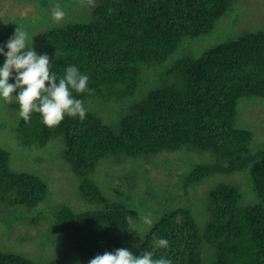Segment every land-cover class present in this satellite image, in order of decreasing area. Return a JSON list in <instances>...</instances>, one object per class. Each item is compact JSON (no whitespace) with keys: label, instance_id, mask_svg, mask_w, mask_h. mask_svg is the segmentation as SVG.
Here are the masks:
<instances>
[{"label":"trees","instance_id":"obj_1","mask_svg":"<svg viewBox=\"0 0 264 264\" xmlns=\"http://www.w3.org/2000/svg\"><path fill=\"white\" fill-rule=\"evenodd\" d=\"M38 1L43 12L59 5L65 16L57 25L35 29L34 51L49 57V70L57 82L67 67L75 66L89 77L87 87L92 91L71 92L86 109L83 121L65 115L59 125L49 128L40 114L33 112L28 122L18 116L13 130L22 150L44 147L54 139L61 141L62 159L79 177L77 188L88 206L77 210L66 204L40 208L52 192L49 179L42 177L41 170L15 168V157L0 145V220L9 233L17 222L30 218L28 213L40 208L31 219L48 217L45 237L60 242L64 236L62 244L70 237L81 259L64 253L42 263L26 252L0 250V264H87L85 259L129 248L138 221L137 208L146 206L136 191L140 184L136 180L143 181L134 177V170L122 176L123 186L113 185L124 199L103 192L97 178L108 155L144 174L145 182L157 188H148L153 202L160 201L175 180L183 183L187 204L162 212L159 218L154 212L141 254L153 251L154 259L164 257L172 264H264V137L258 138L251 115L241 119L244 111H252L254 103L264 104L256 99H264V30L247 31L198 57L180 56L159 75L170 82L150 88L155 74L162 71L150 67L163 64L183 37L212 30L232 10L235 0ZM18 25L15 21L4 29L1 39ZM4 61L5 56L0 55V67ZM170 75L171 80L167 78ZM8 106L19 113L16 100ZM183 145L210 152L209 161H189L187 167L180 166L183 171L167 166L172 160L159 153ZM156 156L164 159L154 160ZM146 163L163 165L165 170L157 167L155 176L163 181L156 184L146 175ZM246 170L243 174H247L251 203L242 202L239 185L219 182L195 213L190 194L197 185L211 176ZM165 174L169 176L166 181ZM196 216L205 220L203 227ZM154 238L166 239L169 246L156 248Z\"/></svg>","mask_w":264,"mask_h":264},{"label":"rangeland","instance_id":"obj_2","mask_svg":"<svg viewBox=\"0 0 264 264\" xmlns=\"http://www.w3.org/2000/svg\"><path fill=\"white\" fill-rule=\"evenodd\" d=\"M39 4L40 2H37V0H34V2L31 0H0V47H4L9 38L13 36L15 29L10 35L3 36L4 39H1L4 29L9 28L15 21L18 22L19 28H22L28 33L30 39L32 37V47L36 45L37 42L38 30L35 29L58 24L53 19L55 7H50L46 12H43L41 9H38ZM41 18L44 24L42 27L40 26ZM257 30H264V0H235L232 10L221 17L212 30L197 37H183L174 54H172L163 64L150 67V70L154 72H157L156 70H162L155 74V83L152 84L150 88L155 87L162 82H170L166 77H159V75L168 69L172 61L180 56L191 55L198 57L211 47L243 35L247 31ZM35 49L36 46L33 47V50ZM25 51H27V49H25ZM4 52H7L6 47H4ZM14 76L15 73H13V78H10V84L15 83ZM167 78L171 80L172 76L170 75ZM19 91L20 90L17 89L13 93V96H16ZM256 99L257 101L264 100L261 98ZM87 100L90 102V98ZM13 101H15V98H13L12 102ZM259 103H254L250 113L248 110L244 111L241 119L244 120L248 118V115H251L250 119L254 120L253 125L259 133L258 138L262 139L264 137V104L257 106ZM8 104L9 103L0 99V145L6 146L12 153V156L15 157L18 167L12 164L11 157V164L15 168L31 172H33L32 170H41L43 171L41 173L42 177L49 179V187L52 192L43 203L39 205V207L47 209L66 204L75 210L87 208L88 203L84 200L77 188L79 177L77 178L74 176L70 165L62 159L61 154L63 151V145L61 141L54 139L44 147H25V150H22L21 146H18V134L13 130L14 127L16 129V119L19 116V113L16 107L12 108L11 106H8ZM87 109H91L90 104ZM109 109L112 110L111 107H109ZM115 109L113 111H115ZM104 115L108 118L107 113ZM112 122H115V120ZM159 154L172 160L167 166H176L177 168H180V166L183 165L184 168L189 165V161H193L194 163L209 161L206 159L210 158L211 153L207 152L204 154L183 145L180 149ZM199 154H201V156L204 155L203 160H201ZM50 156L52 161L49 160ZM161 156L154 157V160L164 159ZM117 160V156L108 155L99 168L97 179H99V187L103 192L110 195L116 193L117 199H124L125 195L121 191L116 192L114 189L115 185H120L121 183L122 186L124 185L122 176L124 177L135 170L134 177H136V179L139 176L142 178L143 182L139 179L136 180L138 183L140 182L136 191L140 193L146 206H138L137 208L138 221L135 223V234L131 239L128 248L134 256H139L141 254L143 236L148 228L147 223L145 222V217L150 214L149 218L152 219L156 213V215L160 214L158 216L159 218L162 215V212L170 211L184 205V187L179 179L175 180L172 189L168 191V193L166 192L165 195H162L160 201L153 202L150 199L152 191H149L148 188L152 187L155 190H157V188L147 184L145 182L144 174H140L136 167L131 166L130 164L124 167V164ZM145 165L148 167V172L146 173L147 176L152 177L156 184L163 181L155 178L157 167L162 171L165 170L163 165L157 164L156 166L155 164L149 163H146ZM183 168H180V170L183 171ZM243 173H248V171H241L225 176H211L197 185L194 188V191L190 194L195 213H197L196 211H198L197 208H199V206H203L201 200L208 199L210 188L214 187L219 182L228 181L239 185V189L243 192L242 202L246 201L251 203L252 193L247 190V174ZM165 177V181L169 179L167 174H165ZM163 185H165V183ZM248 186L252 190V181L248 182ZM147 206H150L151 209L147 210ZM40 208L28 213L27 216L30 218L17 222L9 233L5 231V228L7 227L2 220H0V250L26 252V255L33 257L42 263L50 257L61 258L64 256V253H69L81 259L78 251L72 247L70 237L65 241V244H62L64 236L60 238V242L58 240H48L45 237L44 232L49 228L48 217L39 216L37 219H31L36 218L34 213L36 214L39 212ZM196 218L199 225L203 227L205 220L201 221L197 216ZM5 236H7L6 239ZM88 261L90 260L85 259L87 264Z\"/></svg>","mask_w":264,"mask_h":264},{"label":"clouds","instance_id":"obj_3","mask_svg":"<svg viewBox=\"0 0 264 264\" xmlns=\"http://www.w3.org/2000/svg\"><path fill=\"white\" fill-rule=\"evenodd\" d=\"M65 16L63 9L57 5L53 12V19L60 23ZM28 33L16 27L14 34L9 38L4 47H0V55L5 56V61L0 67V99L11 103L13 98L19 104V116L25 122L30 120L33 112L40 114L42 122L49 128L59 125L65 115L81 121L85 118L86 109L83 102L72 97L71 92H91L87 87L89 77L81 74L75 66L67 67L65 75L59 78L50 73L49 57L46 54L37 55L32 48V37L29 42ZM27 49V51H25ZM15 83L8 81L13 78ZM19 89L16 96L13 93ZM145 217L149 225L152 220ZM131 221V218H127ZM177 223L181 218L177 217ZM156 248H167L166 239H155ZM153 251H143L139 256H134L128 249L120 248L114 252H105L88 261V264H172L170 259L160 257L154 259Z\"/></svg>","mask_w":264,"mask_h":264}]
</instances>
